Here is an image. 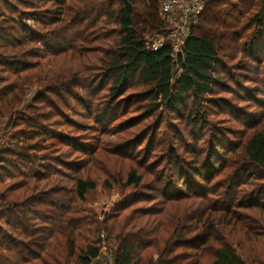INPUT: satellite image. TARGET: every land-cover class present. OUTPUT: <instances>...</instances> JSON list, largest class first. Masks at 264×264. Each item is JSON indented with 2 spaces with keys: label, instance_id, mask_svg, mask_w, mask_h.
<instances>
[{
  "label": "trees",
  "instance_id": "obj_1",
  "mask_svg": "<svg viewBox=\"0 0 264 264\" xmlns=\"http://www.w3.org/2000/svg\"><path fill=\"white\" fill-rule=\"evenodd\" d=\"M47 1L56 6L51 12H43L38 0H0V6L15 11L12 13L21 6L31 8L21 14L42 25L41 29L31 28L22 15V20L17 21L13 14L0 10V74L10 73L0 75V123L5 120L6 127L15 129L8 145L17 144L15 149L8 146L0 150V264H96L102 233L117 243V264H203L207 253L213 257L209 264H264L260 247L264 246V124L239 148L224 149V167L228 170L213 190L197 192L196 196L182 192L170 196L168 190L160 193L165 201L136 207L135 201L155 198L144 193L138 194L137 200L127 196L102 221L87 208V195L97 190L100 177H104L107 189H112L114 183L138 189L145 186L149 172L153 177L149 189L158 191L165 184L164 174L156 173L161 163L151 162L141 172L132 165L126 178L121 174L116 177L105 167L104 176L93 178L90 170H85L86 174H68L62 168L43 164L45 156H38L43 150H59H55L59 143L78 145L63 131L52 130V119L63 115L60 104L68 107L70 101L80 99L84 104L86 100L82 101L74 91L94 87L99 79H110L109 96L117 101L129 81L136 78L134 85L141 90L132 97L140 96L135 103L148 101L143 119H151L149 124L154 128L163 121V110L177 112L189 99L197 107L214 101L215 87L223 84L220 69L225 64L218 40L210 33L195 34L193 30L184 56L174 62L170 46L152 51L145 43L149 34L165 26L158 15V0ZM219 1L210 0L206 7L209 5L211 10ZM220 11V19H210L219 25L209 32L222 29L221 39L229 38L235 43L242 37L240 20L233 18L229 10ZM99 23L101 27L114 25L112 39L97 36L96 30L89 32ZM245 25H255L256 33L260 31L264 36V0H260L259 10L247 18ZM259 38L255 35L256 41ZM99 41H103L102 45L90 46ZM232 50L238 53L237 45ZM68 56L71 60L55 70V61ZM33 83L46 91L40 99L48 93L57 98H49L41 105L37 101L25 104L27 85ZM114 116L111 112L100 120L95 115L94 119L102 124ZM189 121L198 123L197 118L190 117ZM106 145L111 163L124 158L116 142L107 141ZM39 159L42 161L38 167L30 170V165ZM199 159L200 155L192 162L201 164ZM96 160V156L89 155L76 165L86 169ZM61 165L76 170L71 162L61 161ZM40 168L47 174H42ZM193 172L201 175L200 170ZM19 175L22 178L2 184L6 178ZM178 176L184 179L187 175ZM189 189L192 191V187ZM181 195L185 205L178 198Z\"/></svg>",
  "mask_w": 264,
  "mask_h": 264
},
{
  "label": "rangeland",
  "instance_id": "obj_2",
  "mask_svg": "<svg viewBox=\"0 0 264 264\" xmlns=\"http://www.w3.org/2000/svg\"><path fill=\"white\" fill-rule=\"evenodd\" d=\"M70 1L66 0V3ZM38 3L43 12L48 10L51 12L56 8L51 1L38 0ZM57 3L61 2L57 0ZM208 7L210 6L207 5L204 9L203 20L194 29V33L201 35H209L210 33L212 38L218 40L219 49L222 50L221 55L225 64L220 69V77L223 84L215 87V93L212 95L214 101L197 107L192 104V99H189L184 102L177 112L163 110V121L154 128L152 124H149L151 119H143L148 101L142 99L139 103H135L134 100L140 96L132 97V94L141 90L140 86L134 85L137 83L136 78L129 81L124 93L117 101H113L109 96L110 79L104 81L99 79L94 87L78 88L74 91L78 98L80 96L82 101L86 100L84 104L79 102L80 99L70 101L68 107L61 104L58 106L63 115L52 119L55 120L51 126L52 130L63 131L66 136L76 140L74 142L75 144L77 142L78 145L69 146L67 143H59L60 145L55 147V150L60 148L57 151L48 149L38 152L40 158L45 156L43 164L46 162L50 166L62 168L68 174L73 175L83 174L85 170H90L89 174L93 178L104 176L105 167H107L111 169V172L116 173V177L121 174L123 178H126L127 171L132 165L141 172L145 171L146 166L151 162L161 163L156 173L164 174L165 184H161L158 191L149 189L148 184L153 178L152 175L148 174L149 172L146 173L145 186L138 189L125 187L122 183H114L112 189H107L104 185V177H100L97 190L87 195V208L98 214L99 221L103 220L106 213L112 212V208L117 202L127 198V196H132L137 200L138 194L144 193L155 198L151 201H143L144 199L135 201L133 207H136L150 206L165 201L166 198L162 197L161 194L168 190L170 196L172 193L177 196L178 192L196 196L197 192L213 190L215 183L220 181L223 173L228 170V167H224L226 164L224 163V149L234 150L239 148L251 133L264 124V36L260 35V31L256 33L257 27L255 25H245L247 18L259 10L260 0H221L212 5L211 10H208ZM30 9L21 6L18 9L20 12L12 13L15 11L0 6V10H6L4 12L8 15L13 14L11 16L17 21L21 19V11H30ZM221 9L229 10L233 18L240 20L238 28L241 30L242 37L235 43L229 38L221 39L224 33L222 29L209 32L211 27L219 25L210 19L212 17L220 19ZM22 18H25V23L29 27L41 29L42 25L40 23L36 24L33 18H28V15H22ZM91 25L89 24V26ZM101 26L99 23L98 28L91 27L88 30L89 32L96 30L97 36L104 37L107 35L109 39H112L110 31L113 30L114 25ZM255 35H259L261 38L256 41ZM102 43L103 41H99L90 44V46L95 48L102 45ZM236 45L238 53L232 50ZM226 47H230L231 50L226 49ZM234 53L237 54L236 57ZM70 57L56 60L55 66L57 67L55 70L61 69L66 61L71 60ZM45 60H47V57ZM74 63L77 64L78 60L74 59ZM68 64H70V61ZM89 64L92 65V62H89ZM90 65L89 68H91ZM49 67L54 68V65ZM0 75L6 77L10 73L5 71ZM27 88L25 104L37 101V104L41 105L49 98H57L55 94L48 93L46 98L40 99V96L45 95L46 91L38 83H33L31 86L27 85ZM65 96L66 93L64 92ZM111 112H114L115 116L108 123L104 121L100 124L96 121L97 119H94L95 115L100 120V118H105V114H111ZM190 117L192 120L197 118L198 123L196 125L191 123L189 121ZM6 126L8 125L5 120L0 123V150L8 146L13 149L17 147L16 142L8 145L9 138L15 129ZM49 141L45 143L47 144ZM107 141H111V144L113 142L117 143L124 155L123 159L119 158L115 163L108 160L111 152L105 150L109 147V145H106ZM146 150L149 151V154H145ZM66 152L68 153L66 154ZM46 155H52V157L47 158ZM89 155L96 156L97 160L90 163L86 169H81L79 165H76L77 162L82 161ZM198 155H200L201 164H194L192 160L195 157L197 158ZM228 156L230 157V155ZM41 161L40 159L34 161L35 163L30 165V170L37 168ZM61 161L71 162L72 165H76L75 169L78 171L66 169L61 165ZM182 161L185 162L182 163ZM212 163L215 164V167L212 166ZM39 170L42 174H47L45 169L40 168ZM193 170H200L201 175H193ZM212 171H216V173L214 172L215 175L204 181V178ZM50 173L51 170L48 174ZM178 174L187 176L181 179ZM20 178H22L20 175L15 176V178L8 177L2 181V184H10ZM112 182L115 181L112 180ZM189 187H192V191ZM183 197L182 195L178 196V198H182L183 202L181 204L185 205L186 201ZM114 245L116 246L117 243ZM260 247L264 252V246ZM212 259V255L207 253L202 258V263L209 264Z\"/></svg>",
  "mask_w": 264,
  "mask_h": 264
},
{
  "label": "built area",
  "instance_id": "obj_3",
  "mask_svg": "<svg viewBox=\"0 0 264 264\" xmlns=\"http://www.w3.org/2000/svg\"><path fill=\"white\" fill-rule=\"evenodd\" d=\"M158 15L164 28L145 38L146 46L157 51L170 46L174 62L184 56L185 45L193 30L200 24L202 13L210 0H158ZM100 253L95 258L96 264H117V247L101 234Z\"/></svg>",
  "mask_w": 264,
  "mask_h": 264
}]
</instances>
